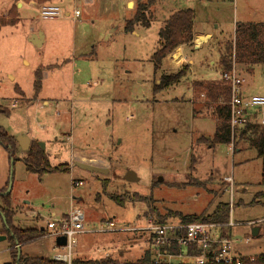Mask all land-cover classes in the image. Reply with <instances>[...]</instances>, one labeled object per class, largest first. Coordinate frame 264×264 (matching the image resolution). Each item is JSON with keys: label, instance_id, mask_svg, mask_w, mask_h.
I'll return each instance as SVG.
<instances>
[{"label": "rangeland", "instance_id": "1", "mask_svg": "<svg viewBox=\"0 0 264 264\" xmlns=\"http://www.w3.org/2000/svg\"><path fill=\"white\" fill-rule=\"evenodd\" d=\"M127 1L78 0L75 9L81 15L62 21L44 20L39 10L27 7L18 25L1 27L0 101L10 112L0 113V127L16 140L29 134L41 147L45 143L51 165L68 168L40 177L26 168L29 149L18 148L10 194L14 224L47 228L51 218L79 207L86 214V231L74 235L71 257L111 256L123 264L138 261L151 247L149 233L135 230L146 225L148 214L207 215L227 203L231 210L225 234L234 241L237 255L257 258L264 253V204L250 203L264 191V162L256 148L238 137L235 152L229 144L200 140L214 135V107L225 102L203 96L195 83L223 80L219 62L232 43L234 65L245 80L244 95H264V62L240 63L235 56L237 25L264 20V0H156L146 13L151 25L136 24L134 32L125 30L127 22L147 0ZM13 3L0 0V12ZM186 8L196 11L195 29L213 37L199 50L187 47L194 61L190 72L155 95V80L182 67L164 70L162 65L155 73L152 55L159 31L170 15ZM31 20L38 34L45 29L44 45L29 41ZM40 63L45 70L37 94L32 70ZM9 74L17 79L12 81ZM18 83L22 92L16 91ZM76 161L109 172L91 173L75 166ZM129 170L138 181L125 178ZM10 173V154L0 143V189L9 186ZM73 180L82 184L75 186ZM112 195L123 202L118 204ZM256 227L261 231L254 236ZM21 250L38 257L69 253L55 249V238L48 234ZM12 261L7 238L0 241V264Z\"/></svg>", "mask_w": 264, "mask_h": 264}, {"label": "trees", "instance_id": "2", "mask_svg": "<svg viewBox=\"0 0 264 264\" xmlns=\"http://www.w3.org/2000/svg\"><path fill=\"white\" fill-rule=\"evenodd\" d=\"M52 0H39L41 4L50 3ZM156 3V0H147L146 2L139 4L135 17L128 20L125 27L126 31H134L136 24H142L146 27L151 25V21L147 19L146 13L150 10L151 6ZM196 19V11L192 8L181 9L173 13L166 19L163 27L159 31V46L152 55L154 62L155 73H157L163 63L164 59L173 53L177 48L185 44H191L194 40V23ZM17 16L13 19L0 22L1 25L10 24L15 25L17 22ZM237 44L235 56L240 58V63H244L246 59L251 60L253 63L264 62V24L254 23H242L237 25ZM256 47V48H255ZM233 44L228 43L225 51L223 52L219 64L223 68L224 72L230 71L233 68L235 58H233ZM258 49V50H257ZM254 57V58H253ZM45 68L43 66L36 70V79L34 87L38 94L42 89L43 72ZM190 72V64H184L182 67L171 73H164L160 76V81L154 82L153 92L159 94L165 89L174 86L181 82ZM195 86L201 91L209 95L215 101L223 99L224 102H228L230 99V86L224 80L217 82H204L197 81ZM19 92H22L18 87ZM213 90L217 92L213 96ZM223 104V103H222ZM218 104L214 107L213 116L216 121V129L214 135L210 138L202 137L200 140L210 143L212 146L217 144H230L232 142V132L229 124V106L227 104ZM9 109L0 104V113L9 114ZM237 137L241 140L248 142V144L257 151V157L264 162V124L259 121L251 122L241 129ZM0 143L10 154V159H14V166L16 162V153L19 148L18 141L14 136L9 135L2 127H0ZM24 162L28 171L37 173L40 177L48 172L67 170L64 166L54 167L50 163L49 156L45 149H43L37 141H32L29 150L24 157ZM107 183V181H106ZM105 183V185H107ZM8 184L0 189V196L3 199V203L0 204V215L5 217L4 228L0 230V234H6L10 240L11 252L13 256L12 264H120L116 259L111 256H106L100 259H83L72 258L71 263L56 260L53 257H38L24 255L22 252V246L28 242L36 239H40L46 234V231L39 227H26L22 228L14 224L15 210L12 207L11 196L5 194ZM111 198L116 201L123 202L119 197L112 195ZM254 204H264V191L257 192L254 195L252 202ZM230 210L231 207L227 203H220L211 214H183L180 212H169L165 215L160 213L148 214L146 220L152 217L155 221L160 223H166L171 220L180 219L182 222H214L224 224L228 228L230 222ZM155 211H157L155 209ZM225 236V234H223ZM19 249L21 252H19ZM167 249V248H166ZM165 250V248H164ZM172 250L177 252L178 248L173 247ZM190 253L194 255H201L202 250L197 246L190 247ZM151 248L145 250L144 255L136 262H129L123 264H150L153 257ZM19 257V259H18ZM159 264H168L167 261H162ZM178 264H196L193 261H182ZM243 264H264V255L255 257L253 260L248 258L244 259Z\"/></svg>", "mask_w": 264, "mask_h": 264}, {"label": "built area", "instance_id": "3", "mask_svg": "<svg viewBox=\"0 0 264 264\" xmlns=\"http://www.w3.org/2000/svg\"><path fill=\"white\" fill-rule=\"evenodd\" d=\"M91 1V0H86ZM40 17L44 20L62 18L64 10L53 3H44L39 8ZM75 17L81 12L74 10ZM222 79L230 86V99L225 104L229 106V124L232 132V142L229 144L232 152H235V140L238 132L251 122L259 121L264 124V95L246 96L243 93L244 78L236 65L230 71L223 72ZM204 96V94H203ZM230 180V178H227ZM82 184L79 180H73V185ZM86 214L79 208L72 206L68 213L61 218H51L47 228L48 233L55 238V249L68 250L69 253L57 252L52 255L56 260L71 263V250L77 244L73 238L85 229ZM113 225V223H111ZM229 226V223H228ZM226 226L214 222H190L185 223L180 219L160 223L152 217L146 220V225L136 228L149 233L153 257L150 264H159L167 261L168 264H178L182 261H193L196 264H243L244 259L253 260L257 255H237L234 241L225 234ZM225 234V236L223 235ZM60 236L67 237V245L58 246L56 240ZM197 246L202 250L201 255L190 253V247ZM178 248L177 252L172 250ZM165 248V250H164ZM167 248V249H166ZM263 254H258L262 256Z\"/></svg>", "mask_w": 264, "mask_h": 264}, {"label": "crops", "instance_id": "4", "mask_svg": "<svg viewBox=\"0 0 264 264\" xmlns=\"http://www.w3.org/2000/svg\"><path fill=\"white\" fill-rule=\"evenodd\" d=\"M13 1V0H12ZM60 4L63 3L61 6L65 9V13H64V16L62 18H57V19H72L75 17L74 15V9L75 8H78L76 6V1L78 0H57ZM86 1V0H85ZM92 1V0H91ZM50 3H53V4H56V5H59L58 3H56L54 0H52ZM128 5L131 4V0H128L127 1ZM42 4L39 2V0H14V3L13 5H9V7H7L4 11L0 12V20H10L11 18H13L14 16H17V22L15 25H18L21 21H22V17H23V11L25 10V8H36L37 10H39L40 6ZM60 6V5H59ZM14 7L17 8V10L14 9ZM171 16V15H170ZM169 16V17H170ZM77 17L74 18V20L76 19ZM55 20V19H54ZM1 22V21H0ZM33 20L30 21V28H29V32H30V35H28V37H30L29 41L32 42V37L35 34H38L36 32V27L33 25ZM245 23H254V24H264V20H257L255 22H245ZM3 25H1L2 27ZM1 29V28H0ZM40 31H44L45 32V29L43 30H40ZM43 32V33H44ZM134 32V31H133ZM45 36H44V40H43V45L44 43H46L47 41V36H46V32L44 33ZM212 33L209 32V31H198L195 29V24H194V40L191 44H185V45H182L180 46L179 48H177L173 53H171L170 55H168L166 58H165V62L163 63L164 67L163 69L164 70H169V69H178L181 65H183L184 63L185 64H190V67H191V64H193V60L189 59V56L186 54L185 50L187 47H193L194 49H201L205 44L207 43H210L211 39H212ZM221 59V58H220ZM25 64H29V61L26 59L24 60ZM39 65V66H38ZM41 63L40 64H36L34 66V69L32 70V72L36 71L39 67H41ZM56 67H59V65H57ZM10 77V79L12 81H15L17 79V75L14 74L13 76L11 74L8 75ZM218 80V79H217ZM221 80V79H220ZM199 81H204V82H213V81H209V80H199ZM215 81V80H214ZM16 91L19 92L20 90H18V87L21 88L19 86V83L16 85ZM193 89V88H192ZM22 90V89H21ZM200 91V90H199ZM204 95H206V97H208L209 95L206 94V93H203ZM213 96L217 94V92L215 90H213ZM211 100L215 101L213 98L210 97ZM46 102V101H45ZM0 104H2V102L0 101ZM14 106V105H12ZM29 136V138L31 139V143L32 141H35L29 134H27ZM18 146L19 148H22L20 143L18 142ZM27 151V150H25ZM83 159H86L85 157H82ZM264 220V219H263ZM41 228L42 230L46 231V234L49 233V229L48 228H44V227H39ZM261 229L259 228V233H260ZM258 233V235H259ZM80 258V257H79Z\"/></svg>", "mask_w": 264, "mask_h": 264}, {"label": "water", "instance_id": "5", "mask_svg": "<svg viewBox=\"0 0 264 264\" xmlns=\"http://www.w3.org/2000/svg\"><path fill=\"white\" fill-rule=\"evenodd\" d=\"M43 40H44V35L43 33H40V34H34L33 37H32V42L35 44V45H38V46H41L42 43H43ZM17 141L20 143L21 147L24 149V150H28L31 146V139L29 138L28 135H21L17 138ZM42 148L45 149L46 148V144L43 143L42 144ZM75 166L81 168V169H85V170H88L90 171L91 173H103V174H106L109 172V169L103 167V166H100L98 164H93V163H88V162H84V161H76L74 163ZM13 172H14V159L11 158V173H10V176H11V181H10V184L8 186V189L7 191L5 192V194H9L11 193V188H12V178H13ZM128 181H138V177L136 175V173L134 171H131L129 170L126 174V177H125ZM162 180V178L160 179ZM5 220V217L3 218ZM259 233V228H254L253 229V235L254 236H257ZM7 235L6 234H0V241L2 240H5L7 239ZM56 243L58 246H65L67 245V237L66 236H60L57 238L56 240ZM19 252H21V250L19 249ZM19 259V257H18Z\"/></svg>", "mask_w": 264, "mask_h": 264}]
</instances>
